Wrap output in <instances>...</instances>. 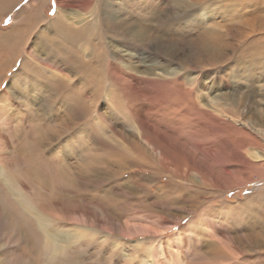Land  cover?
Returning <instances> with one entry per match:
<instances>
[{
	"label": "rangeland",
	"instance_id": "obj_1",
	"mask_svg": "<svg viewBox=\"0 0 264 264\" xmlns=\"http://www.w3.org/2000/svg\"><path fill=\"white\" fill-rule=\"evenodd\" d=\"M7 2L39 19L0 39V264H264V169L202 126L256 136L264 0Z\"/></svg>",
	"mask_w": 264,
	"mask_h": 264
},
{
	"label": "bare ground",
	"instance_id": "obj_2",
	"mask_svg": "<svg viewBox=\"0 0 264 264\" xmlns=\"http://www.w3.org/2000/svg\"><path fill=\"white\" fill-rule=\"evenodd\" d=\"M2 1H4V0H0V4L1 5L3 4V8L5 9V7H7V5H8V4L6 5L5 3L8 0H6L5 2H2ZM64 2L67 4L68 0H58V2H57V11H56V17L57 18H56V21L55 22H58L59 21V22L64 23V22L67 21V15H63V13H62V5L65 4ZM34 11L30 12L29 15L27 16L28 19L27 18L26 19H27V21L28 20L29 21L28 22L26 21L27 22L26 24H24L25 22H24V20H22L19 24H16L15 25L16 27L15 26H11L10 28H8V30L2 31V33L0 31V39H2L1 41H4L5 42V40H7L8 38L10 39L11 37H13L14 39L15 38H20L22 36L23 31H26L25 29L31 28V26L29 27L27 25H30V24H33L34 23L32 25L33 26L32 29L34 27H36L35 25L36 24L38 25V21L37 20L39 19V15L37 17H34L37 14L36 11L35 12ZM55 22H53V23H55ZM44 25H45V28H49V29L51 28V26L52 27L54 26L50 22H45ZM50 32H52V31H50ZM39 35L40 36L43 35L42 34V30H41L40 33H38V36ZM7 66H8V64H7ZM160 75H161V78H162V76L163 77L169 76L168 74H160ZM205 113L206 114H205L204 120L202 121V126H205L204 132L209 133V134L210 133H212V134L215 133L216 126H218V131L220 132L219 141H217L215 143V147L218 149V151L214 155L215 159L218 158V157H221V152H224L225 153V155H223V157L220 158V159H223V160H226L225 158H227V156H232V153H234V155L237 156V160L246 161L245 164L249 163L250 161H253L256 166L261 167V168L264 169V119H262V120H251V121L248 122V125L250 124L252 126V128H253L252 131H254V134L256 136L252 137L249 146L244 147V146L240 145V142H238L236 144L233 143L232 142V138H223V137H221V133H222V131H224L226 129V126L220 125L219 122H223L224 123L225 121H221V118H226L227 119V118H229V116L232 115L231 111H229V109L226 108V106L224 104H217L216 103L215 105L210 106ZM214 116H216V118H214ZM160 133L163 134V135H166L164 132H160ZM151 147L152 146H150V148ZM151 150H153V149H151ZM201 150L205 154V152L209 153L210 148L205 147V146H201ZM155 152H156V155L158 156L159 159H161V160L164 159V154L162 152H160L159 149L158 150H155ZM159 162H160V160H159ZM245 164H243V165H245ZM224 170H226V169L224 168ZM231 175L235 176L233 172H231V173L228 172L227 173V176L230 177V178H231ZM183 177H184V175H183ZM196 178L200 182L203 181V177H202L201 174H196ZM234 178H238V177L235 176ZM184 180L185 181H188V180H190V177H187L186 176V178ZM38 223H39L40 226L43 227V223H41V222H38ZM142 228L144 230L146 229L145 226H143ZM127 229H132V227L127 226ZM136 229H138V228L136 227ZM132 230H134V229H132ZM44 234L46 236V239L49 238L50 240H53V241H56L57 240L56 239V236H55V234H54V232H53V230L51 228H49V230L44 228ZM179 234H180V232L178 234L175 233L174 234L175 235V238L178 237ZM175 241H176V239L173 240V242H175ZM64 243H66V242H64Z\"/></svg>",
	"mask_w": 264,
	"mask_h": 264
},
{
	"label": "snow or ice",
	"instance_id": "obj_3",
	"mask_svg": "<svg viewBox=\"0 0 264 264\" xmlns=\"http://www.w3.org/2000/svg\"><path fill=\"white\" fill-rule=\"evenodd\" d=\"M190 6H191V4L185 2L183 8H187V7H190Z\"/></svg>",
	"mask_w": 264,
	"mask_h": 264
}]
</instances>
